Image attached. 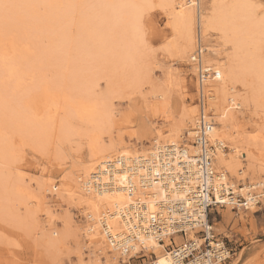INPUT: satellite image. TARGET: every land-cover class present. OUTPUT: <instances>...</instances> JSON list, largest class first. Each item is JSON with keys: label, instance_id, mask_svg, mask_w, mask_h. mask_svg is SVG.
Segmentation results:
<instances>
[{"label": "bare ground", "instance_id": "1", "mask_svg": "<svg viewBox=\"0 0 264 264\" xmlns=\"http://www.w3.org/2000/svg\"><path fill=\"white\" fill-rule=\"evenodd\" d=\"M157 1L172 33L166 51L188 66L199 37L206 50L204 64L221 73L220 80L210 81L206 90L217 122L212 139L226 143L230 151L216 154V168L226 171L237 182L250 175L254 183L244 185L242 191L247 190L246 193L256 188L264 191V0ZM155 7L156 0H0V29L14 40L16 55L11 62L0 59V160L9 167L14 159L12 143L4 129L36 140L51 130L49 119L46 123L37 121L43 110L28 112L22 105L27 82H43L51 74L55 83L66 90L60 109H44L49 117L58 110L62 113L59 140L69 142L82 132L90 139L86 158L71 166L65 191L69 201H77L82 209L90 244L104 255L118 257V252L106 240L102 220L107 219L112 235L122 237L123 224L115 212L127 207L134 195L144 192H138L137 179L134 195L122 190L96 191L87 186L96 168L108 159L136 158L165 144L189 145L194 135L198 107L186 103L188 89L181 77L175 83L180 98L176 97L174 110L169 107L171 97L167 90H152L157 102L149 108L153 114L167 116L166 131L157 126L148 112L141 116L138 129L130 121V132L124 134L127 123L115 119L113 105H95L101 80L113 78L118 88L141 86L140 80L148 69L144 17ZM188 67L194 78V67ZM195 83L198 90V82ZM75 97L86 100L78 104L81 111L77 113L71 111L70 102ZM240 114L250 117L252 131L244 132ZM11 179L9 170L0 169V209L11 220L22 223L20 214L25 212L18 210L26 205L28 194L12 184ZM157 187L153 184L150 191ZM253 209L249 210L254 212ZM227 214L229 222L235 224L248 219L241 213L238 217L231 211ZM49 219L50 240L59 242L62 233L54 230V221ZM146 243L149 254L156 255L152 264H172L169 252L163 251L165 246L152 239ZM139 249L135 245L133 254Z\"/></svg>", "mask_w": 264, "mask_h": 264}, {"label": "rangeland", "instance_id": "2", "mask_svg": "<svg viewBox=\"0 0 264 264\" xmlns=\"http://www.w3.org/2000/svg\"><path fill=\"white\" fill-rule=\"evenodd\" d=\"M144 31L148 46V69L140 80L141 86L118 88L113 78L101 80L96 92L97 102L91 101L99 108L105 107L108 103L113 105L115 119L127 123L124 125V134L130 132L129 128L132 126L129 125L130 121H134L135 130L138 129L141 116H146L148 112V116H152L151 119L155 120L157 126L164 127L165 131L168 129L169 124L165 122L167 116L153 114V110L150 109L157 102L152 96V90L154 87L167 90L170 93L171 102L174 99L172 103H169V107L174 110L175 99L180 98L175 86L177 77H181L180 79L187 86L186 103L197 104V85L187 63L178 60L172 52L166 51L165 46L172 38V33L168 27L166 14L159 8L157 0L156 7L145 14ZM13 45L14 40L0 29V59L11 62L16 58ZM170 80L172 84L169 83ZM27 86L29 89L27 88L22 97L23 108L28 112L43 110L37 117V121L46 123L49 119L52 122V128L46 136L37 140L18 135L10 129H4V133L12 143L14 159L9 167L0 160V169L11 172L12 184L24 190V193L28 194L26 195L28 199L26 205L20 206L22 208L18 210L20 213L25 212L20 214L22 223L16 219V221L11 220L13 218L5 215L0 209V264H149L154 262L155 256L147 251L137 256L132 253L123 258L119 253H117L118 257L110 253L101 254L96 245L90 244L88 235L90 231L82 209L77 201L74 203L69 201L68 193L65 191L71 166L86 158L90 139L82 132L76 134L69 142L62 143L59 140L58 129L62 123V113L58 110L49 117L44 109L47 106L60 109L66 97V90L62 85L55 83L51 74H48L43 82L37 81L32 84L28 81ZM85 101L80 97L73 98L70 102L71 111L73 113L81 111L78 104ZM170 104L174 105L173 108ZM249 118L245 114L239 116L244 132L252 131ZM74 121L76 126L80 125L77 119ZM133 144H136V141ZM229 152L227 150L226 154ZM245 169L247 170L246 167ZM231 179L237 185L242 184L243 188L245 184L254 183L250 180V175L242 182ZM246 191L242 193L245 194ZM251 192L264 195L261 188ZM26 208H32V212ZM230 208L218 209L220 214L214 213L211 218L215 233L222 239H229L228 244L234 252L230 264H264V198L259 207H254V212L251 210L236 212ZM229 211L235 213L237 217L238 213H241L248 216V219L244 218L239 224L229 222L227 214ZM49 218L54 221V230L62 233L63 238L59 242L50 240ZM26 224L27 227H25ZM35 226H37L36 229ZM191 235L188 233L186 237L174 236L172 247L180 246L186 239H190ZM169 244L170 241L167 240L166 251L171 250L167 247Z\"/></svg>", "mask_w": 264, "mask_h": 264}, {"label": "built area", "instance_id": "3", "mask_svg": "<svg viewBox=\"0 0 264 264\" xmlns=\"http://www.w3.org/2000/svg\"><path fill=\"white\" fill-rule=\"evenodd\" d=\"M198 39L188 64L194 67L198 82V115L189 145L165 144L136 158L108 159L96 168L87 184L99 192L122 190L134 195L137 179L138 192H144L115 212L123 224L122 237L112 235L107 219L102 220L106 240L123 258L133 253L135 245L140 249L134 256L148 252L146 241L152 239L163 246L170 241L167 247L171 248L168 252L172 264H230L233 249L228 238L215 233L213 214L225 207L236 212L259 207L264 198L252 192L243 194L242 184L237 185L226 171L216 168V154L226 152L228 146L212 139L217 122L206 90L210 81L220 80L221 73L204 64L206 50ZM153 184L158 187L150 191ZM188 233L192 238L172 247L174 236L186 237Z\"/></svg>", "mask_w": 264, "mask_h": 264}]
</instances>
